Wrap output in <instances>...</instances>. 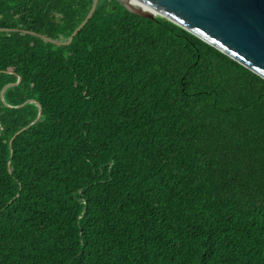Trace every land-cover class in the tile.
Returning <instances> with one entry per match:
<instances>
[{
    "label": "trees",
    "instance_id": "16d2710c",
    "mask_svg": "<svg viewBox=\"0 0 264 264\" xmlns=\"http://www.w3.org/2000/svg\"><path fill=\"white\" fill-rule=\"evenodd\" d=\"M91 4L0 0V264H264V78L118 0L13 30Z\"/></svg>",
    "mask_w": 264,
    "mask_h": 264
},
{
    "label": "water",
    "instance_id": "95a60500",
    "mask_svg": "<svg viewBox=\"0 0 264 264\" xmlns=\"http://www.w3.org/2000/svg\"><path fill=\"white\" fill-rule=\"evenodd\" d=\"M98 1L92 0L88 14L68 40H55L29 30H13L29 33L55 44H69L93 16ZM118 1L128 11L139 16L167 18L264 78V0ZM21 131L11 138L10 145Z\"/></svg>",
    "mask_w": 264,
    "mask_h": 264
}]
</instances>
